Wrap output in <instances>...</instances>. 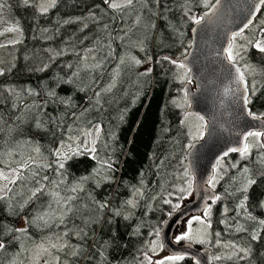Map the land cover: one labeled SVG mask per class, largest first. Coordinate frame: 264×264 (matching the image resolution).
<instances>
[{"label": "trees", "instance_id": "16d2710c", "mask_svg": "<svg viewBox=\"0 0 264 264\" xmlns=\"http://www.w3.org/2000/svg\"><path fill=\"white\" fill-rule=\"evenodd\" d=\"M0 3L5 5L0 18L19 29L15 40L19 42L0 47L7 50L0 62V68L5 69L0 75V167H16L37 144L52 163L55 158L49 150L77 134L69 128L101 127L97 153L72 155L59 175L54 163L41 171L50 180H64L62 195L78 197L64 223L58 218L48 226L28 223L47 205L48 198L21 208L33 184L10 185L7 199L0 200V240L7 245L0 250V264H31L30 250L41 242L49 249L44 253L49 264H56L54 257H59L60 264L152 262L158 250H150L155 232L160 231L174 205L181 206L191 198L192 189L183 199L179 189L186 187L182 173L188 168L187 150L195 140L187 124L181 123L188 113L183 88L190 79L187 76L181 81L178 77L183 70L163 57L178 60L186 54L194 24L190 17L200 16L207 7L202 0H136L131 8L116 11L104 0H57L56 6L42 15L34 0ZM261 21L264 5L245 35L253 38ZM241 55L239 66L251 64L257 69L254 75H246L250 86L256 82L255 95L249 91V107L259 115L264 113V53L250 48ZM95 64L100 66L92 67ZM149 68L151 72L144 74ZM117 72L115 87L102 91L113 83ZM8 88H14L15 94L10 95ZM37 121L43 127H37ZM261 151L254 149L244 160L239 154L230 155L218 169L219 182L213 189L221 199L211 204L206 218L210 221L208 242L194 243L209 247L213 257H222L213 259V264H264V227L256 222L264 219ZM103 161H110L113 171L102 168ZM237 161V167H231ZM244 167L249 169L247 178L256 181L247 193L237 191L246 180ZM88 176L92 179L83 181L78 193L64 191ZM245 195V207L240 208ZM129 200L133 204L127 203ZM248 214L256 220L248 219ZM241 227L244 230L238 231ZM16 228L27 231H8ZM254 231L259 233L256 240L252 239ZM52 243L68 247L58 250L51 248ZM225 245L247 248L249 254L240 259L243 254L237 253L227 259L232 252L228 253ZM176 264L196 262L185 258Z\"/></svg>", "mask_w": 264, "mask_h": 264}, {"label": "snow or ice", "instance_id": "6c2138e0", "mask_svg": "<svg viewBox=\"0 0 264 264\" xmlns=\"http://www.w3.org/2000/svg\"><path fill=\"white\" fill-rule=\"evenodd\" d=\"M27 3V0H25ZM104 2L108 5L110 9L116 11H123L125 9H129L133 6L136 0H104ZM220 0H216V4H219ZM57 4V0H37L35 7L37 8L40 14H46L49 12L51 8H54ZM260 5H264V0H258V4L253 6V12L260 11ZM5 5L0 3V9H2ZM205 7H208L207 2H205ZM213 7H215L213 5ZM94 15V14H93ZM208 13H204L201 16H192L190 19L196 25H201L202 22L205 21ZM69 21H65L68 23ZM140 18H136V23L139 24ZM253 25V19L249 18L246 23L243 24L242 27L239 28L238 31H233L231 35L227 38L226 47H224L218 55H222L223 58L227 61L228 65L233 70V83L236 85V91L240 93L238 99L242 102V107L246 112L248 117H251L253 120H264V113L257 114L250 109H247V105L251 103V97L249 95V91L251 89V95H255L256 92V82L253 81L251 86L249 85L247 75H254L257 71L255 66L251 64H244L242 66H237L239 61L243 59L241 53L248 51L250 48L253 50L258 51L259 53H264V21H261V24L258 26V33L254 34L253 38H249L245 35V30L249 29L250 26ZM87 25H85L86 27ZM105 28L108 25H104ZM154 27V25H153ZM5 31H19L18 28H8ZM47 31V29H45ZM193 31H196L194 28ZM128 36V32H124V37ZM124 37H119V39H124ZM239 41H242L238 43ZM19 41H11L10 43H17ZM91 51V49L89 50ZM110 54V53H109ZM134 59V58H133ZM164 60L170 61L171 64L175 65L178 69L183 70V74L180 75L178 78L183 81L190 72V69L187 68V65L183 60H176L170 57H163ZM121 62L123 63V58H121ZM136 64L142 63L140 60H135ZM99 64L92 65V67H99ZM44 68L47 67L45 64ZM88 67V65H85ZM43 70V68L39 69ZM5 69L0 68V75L4 74ZM151 72V69H147L144 74H148ZM118 75V72L114 74L113 83L108 85L106 89L102 91H111L113 87H115V76ZM6 91L11 95L15 94L14 88H8ZM31 94H35L34 90H28ZM53 93H49L52 95ZM187 92H185V101L187 100ZM100 96V93H97V97ZM99 102V100L97 101ZM15 107V105H14ZM194 115L195 123L190 124V134L193 136L194 139L202 138L203 136V129L205 127L204 117L199 114H191L187 113L185 115L184 120L181 121L182 124H189V117ZM37 127H43V125L37 121ZM69 132L75 131L76 135H69L67 140H61L59 146L49 150V154L55 158L52 163L47 162V158L44 156L43 152L41 151L40 145H35L32 148L31 153L27 156V158L17 161L16 167H9L8 171L5 172L4 169H0V181L4 183H0V200L7 199V193L12 191L10 185H17L18 182H29L33 184V187L28 188V195L27 198L24 200V204L21 205V208L24 205H27L30 202L40 200L41 198H48V203L44 206L35 216L32 217L31 220H28V223H37L43 222L45 226H48L50 222H54L57 218L59 219V223L65 222V217L67 213L73 211V202L78 199L77 195H62L60 191V186L64 184V180H50L47 175H41V171L43 169H50L53 167V163L55 164V171L59 175L61 170L65 167V161L70 159L72 155L83 154L84 152H88L91 154L97 153V141L100 139V132L101 127L100 125H94L87 129H76L73 130L69 128ZM241 139L239 141L238 146L229 147L226 151L223 152L222 156L218 158L216 165L213 167V173L209 176L207 180V184L211 188H215L216 184L219 182V172L218 169L222 165L223 159L228 157L230 153H238L241 160L248 158L254 149L264 150V128L261 129H252L245 131L240 134ZM84 137L83 140L80 137ZM70 141V142H69ZM75 145V146H74ZM192 145H189L191 148ZM93 159H97L96 155L92 156ZM260 159L261 162L264 163V151L260 152ZM237 163L231 165V167H237ZM101 167H106L108 171H113L112 164L110 161H103ZM97 175H99L98 170H94ZM249 169L244 167L242 169V173L245 175L246 180L243 183L242 187L238 188L237 191L247 193L248 189L256 183L255 180L247 178V173ZM191 173L188 168H185L182 173V178L185 180L186 187H181L179 192L181 193L180 198L183 199V194L188 193L191 194L192 189V180H191ZM92 179L91 176L82 177L81 181L76 182L73 186L67 187L64 189L66 193H78L82 190V182ZM104 179H111L109 176H105ZM27 187L25 183L23 185ZM51 186V187H50ZM221 197L219 195H214L210 197L212 203L220 200ZM248 199L247 195L244 196L243 200H241L238 207L244 208L245 201ZM166 204H171L170 200L164 201ZM127 203L133 204V201L129 200ZM101 207H106V204L100 205ZM134 206V205H133ZM264 206V205H262ZM180 207L179 204L173 206V211ZM227 211V209H225ZM211 212V206L207 205L204 210V217H208ZM248 219L256 220L255 217H252L251 214H248ZM193 221L199 222L201 224L209 225L210 221L206 219H202L201 216H193L188 221V230L183 232L181 235L175 237L176 242L181 241H189L193 243H204L205 241L200 238L199 233H195L192 230ZM261 227H264V219L256 221ZM238 231L244 230L242 227L237 229ZM9 232L15 233H26V228H16V229H8ZM206 231V229H205ZM79 233H77L78 235ZM64 235H67L65 233ZM219 235V234H217ZM156 240L151 242V251L155 252L157 249L163 248V245L159 243V236L160 233L157 230L155 232ZM13 239H19V236L12 237ZM259 238L258 232H253L252 239L256 240ZM57 240H61L60 236H57ZM231 246L234 250L233 252L228 255L227 259H232L237 253H241L243 255L240 256V259H243L244 256L249 254V249L239 247L238 245H225V247ZM7 245L3 240H0V250L6 249ZM65 247H68L67 244L64 243H52L51 248H55L58 250H63ZM38 250H42L44 252H48L49 249L44 247L43 242L36 245ZM39 251L36 253V257H39ZM72 255H76V252H73ZM187 253L181 254H172L163 256L157 261L155 264H176L178 261L185 260ZM145 258L151 261V257L145 253ZM221 256H215L213 259L219 260ZM194 259V257H193ZM56 264H60L59 257H54ZM12 264H15L13 261ZM44 264H49V261L45 260ZM199 264V261L196 262Z\"/></svg>", "mask_w": 264, "mask_h": 264}, {"label": "water", "instance_id": "95a60500", "mask_svg": "<svg viewBox=\"0 0 264 264\" xmlns=\"http://www.w3.org/2000/svg\"><path fill=\"white\" fill-rule=\"evenodd\" d=\"M256 4L258 0H220L219 4L212 0L200 14L208 13L205 21L191 27L189 48L178 59L190 69V82L183 88L188 94L187 112L203 116L205 127L202 138L192 141L186 154L192 176L191 198L169 213L160 227L159 240L163 252L169 255L187 253L186 258L199 261V264H213L210 248L189 241L176 242L173 238L175 230L185 219L200 215L207 205L211 206L210 197L217 194L207 180L223 152L238 146L241 133L264 128V120H253L246 115L238 99L240 93L233 83V70L223 56L218 55L233 31H238L249 18L254 21L258 16L260 11L253 12ZM247 109H250L249 105ZM233 154L238 153L229 156Z\"/></svg>", "mask_w": 264, "mask_h": 264}, {"label": "rangeland", "instance_id": "374dc122", "mask_svg": "<svg viewBox=\"0 0 264 264\" xmlns=\"http://www.w3.org/2000/svg\"><path fill=\"white\" fill-rule=\"evenodd\" d=\"M34 1H35V4H36L37 0H34ZM211 1L212 0H202V3H203V5H205V2H207V4L209 5ZM7 10L11 11V8L7 7ZM8 28H18V27L13 22H5L3 18H0V47L4 46V45H7V43H10L11 41H15L17 39L16 37L18 36L19 31H11V32L5 31ZM5 54H7V50H3L2 48H0V62H3V55H5ZM189 122L190 123L187 124V126H188V130H189V134H190V124L195 123L194 116H190L189 117ZM190 136L194 140V138H193V136L191 134H190ZM195 140H197V139H195ZM0 169H4L5 172H7L9 168L0 167ZM0 183H4V182L0 181ZM261 204L264 205V198H263ZM262 207L264 209V206H262ZM197 216H201L202 219H206L207 218V217L206 218L204 217V213H202L200 215H197ZM191 217H193V216H190L187 219H185V221H183V223L175 230L174 237H173L174 240H175L176 236L181 235L183 232L188 230L187 221ZM23 226H24V222L22 221L21 222V227H23ZM206 228H207V225L201 224V223L196 222V221H193L192 230H193V232L200 234V238L205 241L204 243L208 242V232H207ZM205 229H206V231H205ZM227 248L229 249L228 253L233 252V250H234L233 248H231V246H229ZM38 251H39L40 255H39V257H36V253ZM44 253H46V252H44L42 250H38L36 247H33L30 250V263L31 264H35L37 262H44V260H45ZM49 255L50 254H47L46 257L49 256ZM167 255H169V254L163 252L162 248H160V249L157 250V253L155 254V259L152 260V261L155 262L158 259H160L161 257L167 256Z\"/></svg>", "mask_w": 264, "mask_h": 264}]
</instances>
